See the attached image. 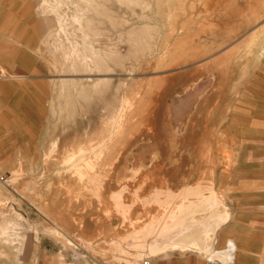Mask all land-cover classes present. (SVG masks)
<instances>
[{"label":"rangeland","instance_id":"1","mask_svg":"<svg viewBox=\"0 0 264 264\" xmlns=\"http://www.w3.org/2000/svg\"><path fill=\"white\" fill-rule=\"evenodd\" d=\"M101 142V175L122 152L101 200L71 186L68 202L60 151ZM146 174L143 192L219 187L234 221L204 239L264 264V0H0V264H138L124 237L167 207L109 196ZM175 249L143 252L209 264Z\"/></svg>","mask_w":264,"mask_h":264},{"label":"bare ground","instance_id":"2","mask_svg":"<svg viewBox=\"0 0 264 264\" xmlns=\"http://www.w3.org/2000/svg\"><path fill=\"white\" fill-rule=\"evenodd\" d=\"M123 127L122 123L117 125L115 131L120 129L117 137L122 136ZM107 149V143L102 142L95 146H80L76 151L66 146L62 148L56 163L58 164V174L62 177V183L65 186V198L68 202L72 200L68 191L71 190V186L75 189L72 196L76 201L80 196L83 198L87 191H93L94 200H101L102 192L111 179L110 175L113 174L115 166L122 158V152H116L109 161L110 169L101 175L97 171L103 172L102 164L104 160H108L109 152ZM99 161L98 169H96ZM153 180L146 174L140 179L137 188L129 189L121 186L119 191L114 192L110 195L111 197L109 196L112 207H167L165 215H162L164 217L154 216V220L145 225L141 232L136 234L137 236L133 234L134 237H130V242H135L136 248H144L149 254L154 253V251L160 253L172 247L181 251L194 248L199 255H203L208 260L209 264H237L239 253L235 240L225 239L223 243L218 244L220 242L218 239L220 240L221 237L204 239L205 228L208 232H215L222 224L224 226L227 222L231 224L234 221L227 208L230 206L226 195L221 190L219 191V187H215L212 182L203 185L196 183L194 186L186 187L178 192L170 188V179L163 176L158 179V183L152 185L154 187L152 191L143 192V185ZM126 192H128L130 200L125 203L123 196ZM75 194L76 196H74ZM232 201L234 202L233 199ZM204 212L208 213L205 223L194 220L195 215ZM258 225L259 232L264 233L261 224L258 223ZM138 239L139 242L142 241L139 245L138 242L136 243ZM173 243L174 245H172ZM155 246L158 247L154 249ZM246 246L244 245V247ZM261 252V255H264V248ZM138 256L132 257V260L135 262L138 260Z\"/></svg>","mask_w":264,"mask_h":264},{"label":"crops","instance_id":"3","mask_svg":"<svg viewBox=\"0 0 264 264\" xmlns=\"http://www.w3.org/2000/svg\"><path fill=\"white\" fill-rule=\"evenodd\" d=\"M114 228L116 229L117 228V230L115 231L116 233H118V234H122V235H124V236H127V235H129L130 233H132L133 231H129L127 234L126 233H124V231H123V226H120V227H117V226H114ZM137 228H139L138 226L136 227V229L134 230V231H137L138 229ZM118 229L121 231V232H119L118 231ZM141 232V229L140 230H138L137 231V233L136 232H133L132 234H131V236H128V237H124V236H121V237H124L125 239L124 240H126L127 242H126V244L128 243V241H129V239L128 238H130V237H134V235H136V234H139ZM126 234V235H125ZM134 234V235H133ZM137 236V235H136ZM141 241V240H140ZM138 242V243H137ZM142 242V241H141ZM141 242H139V239L136 241V243L139 245V243H141ZM133 243H135V242H133ZM122 245V244H121ZM136 248V247H135ZM117 249V248H116ZM125 249L127 250V251H125ZM136 251V252H135ZM143 251H145V250H143V248H136L135 250H134V252H133V255L134 256H136V255H139L138 256V259L139 260H141V259H146V257H144L145 255H144V252ZM123 252H130V253H132L131 251H130V249L127 247V248H124V251ZM128 254V253H127ZM159 254H161V252L160 253H158V254H154V255H159ZM128 256L125 254V259L126 260H128ZM147 259H149V258H147ZM160 260H161V258H160ZM142 261V260H141ZM140 261V262H141ZM139 262V263H140ZM138 263V264H139ZM128 264H130V263H128ZM154 264H159L157 261H156V263H154Z\"/></svg>","mask_w":264,"mask_h":264},{"label":"built area","instance_id":"4","mask_svg":"<svg viewBox=\"0 0 264 264\" xmlns=\"http://www.w3.org/2000/svg\"><path fill=\"white\" fill-rule=\"evenodd\" d=\"M140 264H153V263L149 259H143V261Z\"/></svg>","mask_w":264,"mask_h":264}]
</instances>
